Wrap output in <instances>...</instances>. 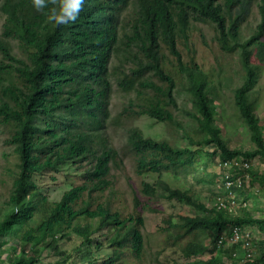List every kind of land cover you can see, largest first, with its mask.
Here are the masks:
<instances>
[{
	"label": "trees",
	"instance_id": "1",
	"mask_svg": "<svg viewBox=\"0 0 264 264\" xmlns=\"http://www.w3.org/2000/svg\"><path fill=\"white\" fill-rule=\"evenodd\" d=\"M131 4L135 13L124 18ZM253 4L260 19L244 38ZM47 11H36L32 0H0V132L13 147L18 170L0 205V264H44L46 256L52 258L46 264H76L75 259L79 264H166L160 261L166 250L185 259L208 255L194 264H221L217 253L235 262L237 249L225 244L234 227L256 228L262 249L264 218L246 209L239 216L208 209L191 190L172 188L164 177L195 179L196 164L206 171V160L216 156L264 162V120L259 117L264 110L259 87L264 0H86L78 20L59 28L46 22ZM200 26L211 36L205 37ZM235 80L241 82L232 105L253 146L247 151L231 150L223 136L222 82ZM114 87L133 95L118 113L131 121L147 116L182 127L176 113L180 101H187L191 111H182L202 138L185 131L181 146L128 126L118 149L108 132ZM85 154L93 157L91 168L59 201L42 193L37 177ZM126 159L138 178L151 182L132 184L130 203L127 198L120 203L117 174L125 173ZM249 175L264 186V172L256 175L250 166ZM216 178L206 174L197 182L214 184ZM232 191L247 200L245 187ZM156 197L182 200L199 215L164 220L153 255L144 214ZM71 235L80 244L66 253L60 241ZM12 240L17 245L3 259L8 252L3 248ZM99 250L106 251V259H98ZM260 251L264 255V248ZM246 264L264 261L257 257Z\"/></svg>",
	"mask_w": 264,
	"mask_h": 264
},
{
	"label": "rangeland",
	"instance_id": "2",
	"mask_svg": "<svg viewBox=\"0 0 264 264\" xmlns=\"http://www.w3.org/2000/svg\"><path fill=\"white\" fill-rule=\"evenodd\" d=\"M251 11L249 13L248 24L245 26L244 38H247L254 29L255 25L259 22V14L258 9L254 4L250 7ZM135 5L131 4L129 8L125 11L123 17L129 18L135 12ZM4 18L0 15V32L2 28ZM198 28V27H197ZM201 32L205 35V37H210V30L206 26H200ZM253 63H256L253 60ZM264 67V64H263ZM236 68H234L235 70ZM228 73H231L230 69H225ZM239 77H235L238 79ZM240 80H235L234 82H222V93L221 99H223V108L222 115L224 117V128H223V136L228 141V146L231 150L240 149V150H250L253 148L249 135L245 128L243 127L241 120L238 116V112L233 107V90L239 86ZM259 87L262 89L263 100H264V73L262 78L260 79ZM133 95H126L114 87V94L112 97L111 103V112H112V120L113 122L110 124L108 132L112 138L114 145L120 149L125 144V132L128 126H133L139 128L145 137H149L155 140H167L171 143L175 141H179V145L183 146V136L185 131H189L195 136H199L202 138L200 129L197 128V125L187 117L182 111L184 108L186 110L191 111V105L185 100L180 101V110L176 113V118L182 125V127H174L167 124L159 123L155 120L150 119L147 116H142L138 119H133L132 121L126 117H120L118 113L123 109V107L128 106V99ZM262 101V100H261ZM259 117L263 123L264 120V110L259 113ZM6 137L0 132V205L6 201L8 195V189L11 185V180L13 179V175L18 173L16 169V154L13 150L12 146L5 144ZM203 148L207 151H213L212 146H206L202 143ZM240 160H243L242 157H236ZM232 159V158H231ZM245 160V159H244ZM220 158L216 156L213 159L206 160V171L202 170L201 162L196 164V168L198 169L197 177L194 179L192 177L186 179H178L177 181L169 180L167 177L166 182H169L172 188H186L191 190L194 195V199L199 200L201 203L205 204L208 209H211L214 206V201L221 191L218 188L217 183L208 184V183H198L197 181L200 178H204L206 174H216L218 173V162ZM94 160L93 157L89 154H85L82 157L78 158L74 162L64 163L59 165L56 170H47L42 175L36 178V182L42 191V193L46 194L50 200L59 201L64 191H67L72 187L78 177L88 171ZM126 171L123 174H117L118 185L122 190V195L118 197L117 200L124 201L127 198V203H130L132 197V184H137L140 181L151 182L150 177H141L138 178L136 176L133 163L130 159H126ZM248 164L251 166L254 174L258 175L261 172H264V162L259 158L252 159L248 161ZM241 173V171H240ZM239 176V174L237 175ZM245 193L248 195L245 198L246 201H243L241 198L237 201L239 204L243 202L247 203V208L245 212L250 213L254 217H262L264 218V186L256 181H249L247 185H245ZM123 193L125 197H123ZM116 200V202H117ZM243 201V202H242ZM124 203V202H123ZM239 208V207H238ZM238 208L234 209V212H237L234 216L241 215L242 209L238 210ZM199 215V212H196L191 206L185 204L182 200H165L160 197L153 198L148 201V205L145 209V229L144 233L146 237L150 240V249L152 254L154 255L155 250L157 249L156 243L160 240V236L157 234L159 227L163 226V222L166 219H170L171 221H178L181 216H195ZM227 238V237H226ZM253 243L256 248V253L260 255L261 251L264 248V243L262 244V249H260V242L263 240V236L258 233V231L253 232ZM204 242L209 246L208 239H204ZM17 245L15 240H12L10 243H7L3 250L8 251L3 255V259H7L11 251L10 246ZM80 244V239L75 235H71L68 241L62 240L60 241V249L65 250L66 253L72 252L74 248H77ZM227 246L236 252L235 245H230L227 243ZM233 246V248H232ZM239 248V247H238ZM237 248L239 256L241 252ZM92 249V247L90 248ZM98 259L103 260L107 258L106 251L99 250ZM166 258L163 256L160 257V261L166 264H194L197 261L206 260L208 255L201 256L199 258L185 259L182 256H179L177 253H174L172 250L165 251ZM48 258L46 262H51L52 258L50 256H46ZM216 259L218 263L221 264H229V260L224 257L222 254L217 253ZM173 260V263H172ZM76 264L78 263V259H75ZM235 264H242L241 262L236 261Z\"/></svg>",
	"mask_w": 264,
	"mask_h": 264
},
{
	"label": "built area",
	"instance_id": "3",
	"mask_svg": "<svg viewBox=\"0 0 264 264\" xmlns=\"http://www.w3.org/2000/svg\"><path fill=\"white\" fill-rule=\"evenodd\" d=\"M249 167L247 160H240L238 158H232L226 161L218 162V173H216V182L218 185L219 193L214 201V208L220 212H226L227 214L234 216L237 212L234 209H246L247 203L243 202L239 204L236 199V193L232 191L233 188L241 189L245 187L250 181ZM241 171V173H239ZM235 174V179L231 180L232 175ZM239 174V176H237ZM234 214V215H232ZM257 231L253 227H234L231 229L230 236L228 237V243L234 244L245 253L243 264L251 260H254L259 256L264 261V255H258L254 246L253 232ZM223 241V239H222ZM222 245L221 241L218 242V248ZM236 254H234V257ZM229 264H232L229 261Z\"/></svg>",
	"mask_w": 264,
	"mask_h": 264
},
{
	"label": "clouds",
	"instance_id": "4",
	"mask_svg": "<svg viewBox=\"0 0 264 264\" xmlns=\"http://www.w3.org/2000/svg\"><path fill=\"white\" fill-rule=\"evenodd\" d=\"M50 4L53 5L51 8H49ZM85 4H86V0H32V7L36 11L43 12L46 9H48L46 13V22L50 23L55 28H59L62 26H68L76 22ZM227 239L225 241L226 246L228 243ZM230 245L234 246V244H230ZM235 248L237 249L238 246H236ZM239 251L241 252V255L239 256L240 257L239 262L242 263L245 258V253L241 249H239ZM234 254H236L237 256L236 261H238L239 253L236 252ZM236 261L232 262V264H235Z\"/></svg>",
	"mask_w": 264,
	"mask_h": 264
}]
</instances>
